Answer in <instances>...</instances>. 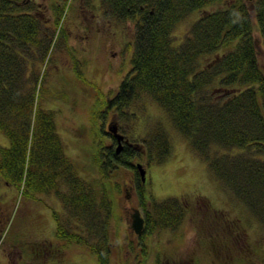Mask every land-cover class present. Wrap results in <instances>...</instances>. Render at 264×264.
<instances>
[{"label":"rangeland","instance_id":"374dc122","mask_svg":"<svg viewBox=\"0 0 264 264\" xmlns=\"http://www.w3.org/2000/svg\"><path fill=\"white\" fill-rule=\"evenodd\" d=\"M26 1V8L37 11L42 25L53 32L43 61L29 69H35L39 79L35 84L38 100L53 111L64 153L78 175L101 190L97 196L101 211L108 208L110 213V264H264L263 226L211 174L163 109L149 97L123 111L108 108L132 70L134 21L106 13L101 0ZM228 1L218 0L207 8ZM200 14L195 11L176 24L173 43L182 40ZM253 26L264 64L256 19ZM109 122L124 135L123 147L131 148L127 151L134 156L129 161L144 168V182L130 164H105L107 148L116 147L107 131ZM160 123L167 130L170 148L157 163L145 139ZM0 144H8L1 132ZM169 200H175L185 215L177 220L173 214L157 223L150 211L154 202L168 206ZM65 207L52 190L24 195L0 174V264H97L82 239L57 235L55 212L66 231L87 233L80 219ZM133 208L140 210L149 226L142 237L130 228Z\"/></svg>","mask_w":264,"mask_h":264},{"label":"trees","instance_id":"16d2710c","mask_svg":"<svg viewBox=\"0 0 264 264\" xmlns=\"http://www.w3.org/2000/svg\"><path fill=\"white\" fill-rule=\"evenodd\" d=\"M217 1L101 0L106 13L135 23L132 70L108 108L123 111L152 98L211 174L264 228V64L252 33L256 19L264 45V0H231L207 8ZM26 4L0 0V132L8 139L7 145L0 144V174L24 195L52 190L87 232L66 231L55 212L57 235L82 239L97 264H110V213L108 208L101 211V190L78 175L64 153L53 111L38 100L39 79L29 69L43 61L53 32ZM195 11L201 14L182 40L173 43L176 24ZM145 141L149 154L162 162L170 148L164 125H157ZM130 149L124 146L117 154L108 147L105 164L135 167ZM173 201L168 206L154 202L150 211L157 223L185 215ZM148 230L146 225L143 236Z\"/></svg>","mask_w":264,"mask_h":264},{"label":"water","instance_id":"95a60500","mask_svg":"<svg viewBox=\"0 0 264 264\" xmlns=\"http://www.w3.org/2000/svg\"><path fill=\"white\" fill-rule=\"evenodd\" d=\"M109 129L111 132H113L115 134V137L118 141V146L116 147V153L120 151L121 149V139L123 138V135L116 133V125H110ZM139 170H140V174L142 176V180L144 179V169L141 168V166L139 164H137ZM131 215V224L130 227L134 230L135 233L140 234L142 229H143V225H144V218L141 216L139 209L134 208L133 212L130 214Z\"/></svg>","mask_w":264,"mask_h":264}]
</instances>
